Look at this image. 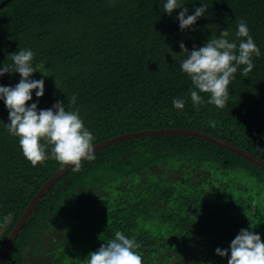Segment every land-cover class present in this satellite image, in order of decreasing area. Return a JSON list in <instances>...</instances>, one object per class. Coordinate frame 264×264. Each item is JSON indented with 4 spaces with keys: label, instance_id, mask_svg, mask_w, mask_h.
<instances>
[{
    "label": "trees",
    "instance_id": "1",
    "mask_svg": "<svg viewBox=\"0 0 264 264\" xmlns=\"http://www.w3.org/2000/svg\"><path fill=\"white\" fill-rule=\"evenodd\" d=\"M5 0H0V4ZM164 0H11L0 9V64L18 48L34 51L45 81L38 110L57 100L79 109L93 146L121 135L186 129L218 137L264 162V0H181L205 16L181 31ZM247 22L261 50L246 75L238 70L223 107L194 105L180 71L179 42L191 51ZM18 73L0 84L14 86ZM76 95V104L67 103ZM185 98L183 109L173 98ZM35 90L33 101H36ZM0 101V254L28 205L61 168L32 165L10 135ZM67 170L44 194L3 264H81L116 230L135 237L142 264H227L215 254L241 229L264 243V170L205 138L155 135L116 142Z\"/></svg>",
    "mask_w": 264,
    "mask_h": 264
},
{
    "label": "clouds",
    "instance_id": "2",
    "mask_svg": "<svg viewBox=\"0 0 264 264\" xmlns=\"http://www.w3.org/2000/svg\"><path fill=\"white\" fill-rule=\"evenodd\" d=\"M163 11L169 16L175 9H182L176 19L181 31L190 29L197 19L205 16L207 6L200 3L191 14L181 0H164ZM219 35L211 36L202 46H193L189 51L184 42H179L183 58L179 62L180 71L188 76L192 83L189 97L194 105L205 100L201 93H207L206 102L223 107L228 100V86L239 70L242 75L252 71L253 57L261 54L259 46L250 34L246 21L241 20L235 32V39H229L227 29ZM11 64H0V77L5 73H18L20 80L14 86L0 84V101L8 110V123L4 124L10 135L18 138L23 156L32 165L46 159L71 166L78 171L81 161L95 159L93 133L85 127L79 109H68L57 100L50 108L39 109V99L44 96L45 81L34 79V72L42 73L34 65V51L30 48H18L9 54ZM43 74V73H42ZM43 76H46L43 74ZM35 90L36 101H33ZM67 103L76 104L73 94ZM172 105L183 109L185 98H173ZM241 229L226 249L217 247L215 254L227 257V264H264V243L259 233ZM100 245L81 262V264H142L140 248L135 237L116 230L114 235Z\"/></svg>",
    "mask_w": 264,
    "mask_h": 264
},
{
    "label": "water",
    "instance_id": "3",
    "mask_svg": "<svg viewBox=\"0 0 264 264\" xmlns=\"http://www.w3.org/2000/svg\"><path fill=\"white\" fill-rule=\"evenodd\" d=\"M11 0H5L0 4V9L3 8L5 5H7ZM184 135V136H192V137H198V138H205L207 140H210L218 145H221L230 151L235 152L236 154L240 155L241 157L247 159L248 161H251L258 167H260L262 170H264V162L252 155L251 153L244 151L240 149L239 147H236L234 145H231L230 143L212 136L208 135L202 132H196L193 130H186V129H158V130H151V131H144V132H138V133H131L126 135H121L118 137H114L110 140H106L104 142L98 143L94 147V152L112 145L119 141L128 140L131 138H137V137H145V136H155V135ZM71 168L69 165H64L61 167L46 183L45 185L39 190V192L35 195V197L32 199L30 204L28 205L27 209L25 210L24 214L22 215L20 221L18 222L17 226L13 229L12 233L10 234L1 254H0V264L4 263V259L9 251V248L16 238L19 230L21 229L22 225L25 223L27 218L30 216L31 212L33 211L36 204L40 201V199L44 196L45 192L67 171Z\"/></svg>",
    "mask_w": 264,
    "mask_h": 264
}]
</instances>
